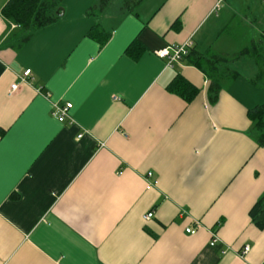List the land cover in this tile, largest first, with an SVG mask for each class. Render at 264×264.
<instances>
[{
    "label": "crops",
    "instance_id": "obj_1",
    "mask_svg": "<svg viewBox=\"0 0 264 264\" xmlns=\"http://www.w3.org/2000/svg\"><path fill=\"white\" fill-rule=\"evenodd\" d=\"M7 1L0 264H264V228L249 215L264 195V145L247 116L264 102L254 59L231 63L238 76L210 101L200 68L157 55L191 41L203 56L254 43L264 56V0H143L96 18L95 0H63L22 44L9 40ZM96 21L110 31L103 45L87 35ZM25 69L31 78L10 92ZM176 75L197 88L192 100L169 91ZM52 102L71 103V120Z\"/></svg>",
    "mask_w": 264,
    "mask_h": 264
},
{
    "label": "trees",
    "instance_id": "obj_2",
    "mask_svg": "<svg viewBox=\"0 0 264 264\" xmlns=\"http://www.w3.org/2000/svg\"><path fill=\"white\" fill-rule=\"evenodd\" d=\"M142 1L115 0V2H112V0H95L87 13L95 18L102 14L123 16L127 13H136L135 11ZM61 2L62 0H8L1 12L7 21L16 25V29L10 34L9 40H15L18 44H22L35 30L55 22L59 16ZM87 35L103 45L109 39L110 31L105 30L99 21H96L87 32ZM141 52L142 48L136 40L132 41L126 48V53L134 58L138 57ZM244 54L254 59L258 71L255 83L259 86L263 85L264 56L255 43L231 56L223 54L203 56L192 46L183 57V60L200 68L206 75L209 81L208 99L215 101L224 83L238 76L237 71L231 67V63ZM168 89L179 94L187 101L192 100L197 94V88L181 75L174 77L168 85ZM247 116L251 122L258 145H264V102L249 108ZM249 215L259 229L264 228V195L254 203Z\"/></svg>",
    "mask_w": 264,
    "mask_h": 264
},
{
    "label": "built area",
    "instance_id": "obj_3",
    "mask_svg": "<svg viewBox=\"0 0 264 264\" xmlns=\"http://www.w3.org/2000/svg\"><path fill=\"white\" fill-rule=\"evenodd\" d=\"M220 1V0H219ZM218 4L216 5V8ZM192 46L191 41H187L181 45L165 47L157 51V55L165 60V66L173 67L175 65H180L183 61V57L188 53L190 47ZM31 70L25 69L21 75L18 77V81L14 82L10 86V92H16L19 89L20 84L28 82L31 78ZM51 114L56 115L62 118H67L71 120L68 115V109L71 107V103H65L63 106L59 105L57 102H52ZM81 136V135H79ZM78 136V137H79ZM150 175V173H148ZM153 216V212L150 211L144 215L145 220H149ZM194 229V228H193ZM191 228H189V232H192ZM212 239L210 244H214L217 241V235L215 231L211 230ZM249 251V246L245 245L240 251V255L244 256Z\"/></svg>",
    "mask_w": 264,
    "mask_h": 264
},
{
    "label": "rangeland",
    "instance_id": "obj_4",
    "mask_svg": "<svg viewBox=\"0 0 264 264\" xmlns=\"http://www.w3.org/2000/svg\"><path fill=\"white\" fill-rule=\"evenodd\" d=\"M62 2H63V0H62ZM62 2H61V5H62ZM112 2H115V0H112ZM16 26V25H15Z\"/></svg>",
    "mask_w": 264,
    "mask_h": 264
},
{
    "label": "water",
    "instance_id": "obj_5",
    "mask_svg": "<svg viewBox=\"0 0 264 264\" xmlns=\"http://www.w3.org/2000/svg\"><path fill=\"white\" fill-rule=\"evenodd\" d=\"M58 14H60V10H59Z\"/></svg>",
    "mask_w": 264,
    "mask_h": 264
}]
</instances>
